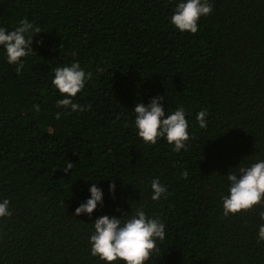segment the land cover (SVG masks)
Returning a JSON list of instances; mask_svg holds the SVG:
<instances>
[{"label":"trees","instance_id":"obj_1","mask_svg":"<svg viewBox=\"0 0 264 264\" xmlns=\"http://www.w3.org/2000/svg\"><path fill=\"white\" fill-rule=\"evenodd\" d=\"M209 2L193 34L169 23L176 0H0V27L28 19L40 31L19 71L0 54V199L12 211L0 264H104L90 254L92 220L141 204L166 226L145 264H264V201L224 216L220 199L224 175L264 158V0ZM76 61L91 75L73 98L85 110L69 114L51 79ZM155 96L185 109L179 152L136 134L131 109ZM157 177L167 193L152 201ZM89 181L103 205L73 217Z\"/></svg>","mask_w":264,"mask_h":264},{"label":"clouds","instance_id":"obj_2","mask_svg":"<svg viewBox=\"0 0 264 264\" xmlns=\"http://www.w3.org/2000/svg\"><path fill=\"white\" fill-rule=\"evenodd\" d=\"M212 12L209 0H176L169 23L178 32L196 33L198 21ZM40 32L28 19H21L16 27L9 30L0 27V54L7 64L16 65L17 71L28 55L33 34ZM32 50V49H31ZM91 73H86L78 61L57 66L53 69L52 86L58 90L60 98L56 107L71 113L85 110V106L74 102V97L84 88ZM161 96L152 97L148 103L138 101L131 109L132 124L136 134L146 144H156L163 139L179 152L186 147L190 138L186 112L183 107L174 111H165ZM209 113L201 109L195 114L200 128L207 126ZM72 163L64 166V171L72 169ZM226 194L221 195V207L224 216L248 210L264 201V158L251 164H240L226 175ZM88 196L80 203L73 217L86 215L91 217L98 205H103V190L96 181H89ZM115 191V185H109V192ZM167 193V186L159 178L150 182V198L159 201ZM141 204L119 218L115 215H101L91 222L88 237L90 254L97 256L104 264H145L157 241L166 236V226L159 217H152L143 210ZM10 201L0 199V218L10 217ZM264 221V211L259 213ZM257 241H264V223L257 226Z\"/></svg>","mask_w":264,"mask_h":264}]
</instances>
